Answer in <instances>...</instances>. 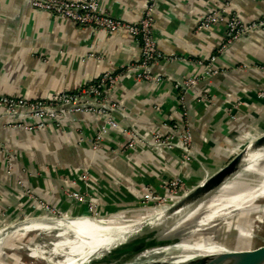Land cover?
<instances>
[{"label": "crops", "instance_id": "0c3cea01", "mask_svg": "<svg viewBox=\"0 0 264 264\" xmlns=\"http://www.w3.org/2000/svg\"><path fill=\"white\" fill-rule=\"evenodd\" d=\"M97 2L103 12L130 23L141 19L146 5V0ZM32 3L0 0V97L49 99L139 62L140 42L126 33L78 26ZM214 11L251 23L264 18V0H159L154 36L171 61L152 69L163 78L160 83L137 81L132 72L123 77L112 93L119 111H110L120 128L102 136L98 151L87 139L104 125L102 117L67 110L58 122L26 131L8 128L9 118L0 110V147H7L0 150V216L40 215L41 201L63 216L87 215L86 204L65 194L85 192L79 180L85 172L100 215L135 213L146 190L161 191L175 177L193 189L262 135L264 29L225 45V21L202 26ZM190 76L198 79L196 87H176ZM173 124L191 132L194 160L184 163L180 149L155 143L154 136ZM129 128L142 143L127 150L123 130Z\"/></svg>", "mask_w": 264, "mask_h": 264}, {"label": "built area", "instance_id": "2783aa9c", "mask_svg": "<svg viewBox=\"0 0 264 264\" xmlns=\"http://www.w3.org/2000/svg\"><path fill=\"white\" fill-rule=\"evenodd\" d=\"M159 0H146L143 15L137 22L130 23L114 18L103 12L97 0H33L32 6L37 11L56 15L64 20H69L75 25L101 29L110 33H126L138 40L141 45V57L137 64L124 65L120 72H105L98 79L88 83L73 92H61L49 99L28 100L19 97L1 96L0 110L9 118L8 128L20 127L26 131H37L44 129L48 123L58 122L67 110L78 113L89 112L97 117L104 118V125L93 139H87L92 143L94 151L102 148V136L110 130H118L120 127L111 116L110 111H119L118 104L112 102L113 90L119 85L127 73H134L136 80L140 82L160 83L163 78L152 74V69L171 58L160 51L154 36V14L156 4ZM227 24L226 43L229 45L242 36L253 31L264 29V18L251 23H244L238 17L225 19L218 11L207 15L202 26L209 27L219 22ZM206 74L212 73V69L205 68ZM198 85L196 77H184L177 85L192 89ZM167 128V133H159L154 136L156 144H168L181 150L183 162L195 159L193 152V136L189 129H182L177 124ZM123 133L127 139L125 149H135L142 143L140 135L134 128L124 129ZM0 150L7 151V147H0ZM12 167L10 161V168ZM86 187L85 192H73L66 190L65 194L69 199L86 204L90 213L95 214L97 209L95 194L89 191L91 178L88 172L79 177ZM76 184V181H73ZM24 186L23 183H21ZM164 195L157 191L146 190L143 200L145 204L165 202H177L191 189L187 183L175 177L162 187ZM26 193L32 199L34 195L30 190ZM40 207L51 216L60 217V213L48 203L41 201ZM96 219V218H94Z\"/></svg>", "mask_w": 264, "mask_h": 264}, {"label": "rangeland", "instance_id": "374dc122", "mask_svg": "<svg viewBox=\"0 0 264 264\" xmlns=\"http://www.w3.org/2000/svg\"><path fill=\"white\" fill-rule=\"evenodd\" d=\"M246 146L247 145L242 149ZM9 156V158H11L10 152ZM9 169H11L10 163ZM231 184H233L231 190L225 191V188L216 197L203 204L200 208L187 214L180 223L181 225H179L178 228L180 231H184V237H186L188 241L196 240V238L199 240L203 238V240H208L205 242H198L195 246L182 253L194 256L208 255L210 248L216 246L211 245V241H216L218 242L217 244H224L226 246L234 244L244 245L248 243H250V245H258L264 241V195L255 197L258 190L264 189V171H260L258 166L255 171L249 173L246 172L241 177L235 178ZM224 191L225 193L227 192V196L221 195ZM157 192L162 195L165 194L163 188L161 191ZM174 203L168 201L163 204H145L142 199L139 203V211L114 216H119L120 219L131 225H142L143 223L156 218L159 214L165 213V210L169 209ZM56 211L59 212L58 210ZM96 211L95 214H92L88 210V214L81 217L87 216L104 220L113 217L100 215L98 208ZM40 217H65L64 219L80 218H70L63 215H60V217L51 216L46 211H43L40 215L25 216L17 220L6 217V215L2 213L0 216V264H58L64 260L65 257L55 255L53 252L55 244L62 240L58 236V231L50 229L28 230L30 225L44 224L60 220L52 219L37 221L14 229L9 233L4 232V230L17 223ZM208 222H212V226L209 230L205 232L198 230L201 223ZM238 227H241V231L237 233L236 228ZM160 250L161 249L159 248L153 249L144 254L138 255L135 258L137 260H143L146 256L156 255ZM224 251H226V248L221 249L219 253Z\"/></svg>", "mask_w": 264, "mask_h": 264}, {"label": "water", "instance_id": "95a60500", "mask_svg": "<svg viewBox=\"0 0 264 264\" xmlns=\"http://www.w3.org/2000/svg\"><path fill=\"white\" fill-rule=\"evenodd\" d=\"M261 150H264V133L250 141L244 149L237 153L218 172L208 176L200 185L191 189L169 209L165 210L164 214L167 213L170 219L163 227L150 228L147 226L143 234L138 237V240H140L139 245L132 251H129V256L116 259H110L105 256L102 259L91 260L89 264H264V241L258 245H250V243L227 245L224 252L211 255H197L185 261H181L182 258L190 254L182 252L149 259L145 258L143 260L135 258L153 249L167 250L179 245L184 234L182 235L179 232L167 236V233L177 229L176 227L183 221L189 211L213 199L230 185L235 178L243 175L248 166V156L256 154ZM64 218H32L17 223L4 230V232L9 233L14 229L37 221L61 220ZM162 223L164 224V222ZM150 243H153V245H149Z\"/></svg>", "mask_w": 264, "mask_h": 264}, {"label": "bare ground", "instance_id": "6f19581e", "mask_svg": "<svg viewBox=\"0 0 264 264\" xmlns=\"http://www.w3.org/2000/svg\"><path fill=\"white\" fill-rule=\"evenodd\" d=\"M247 161L248 166L244 173L255 171L258 166L260 171H264V150H261L256 154L249 155ZM241 176L242 175H240L239 177ZM232 187L233 184L230 183V185L226 187L225 191L231 190ZM225 191L222 192L221 195L227 196V192L225 193ZM262 195H264V189L258 190V193L255 197H259ZM198 208H195L193 210H196ZM191 211H189L188 214ZM169 219L170 218H168V214L163 213L159 214V216L152 219L151 221L143 223L142 225H131L120 219L119 216L110 217L108 220L94 219L86 216L76 219H64L44 224H34L30 225L28 227V230L50 229L58 231V236L62 240L55 244L53 252L55 255L65 257L64 260L58 264H89L91 260L102 259L105 256L110 259L125 258L129 256V251H132L139 245L140 240H138V237L143 234L147 226L150 228H156L158 226L163 227L169 221ZM162 222H164V224ZM179 225L174 231L171 230L170 232H168L167 236H171L179 232L183 235L184 231L179 230ZM211 226L212 222L201 223L198 230H200L201 232H205L209 230ZM236 230L237 233L240 232L241 227L236 228ZM203 239L199 240L196 238V240L194 239L188 241L186 237L183 236L179 245L171 249L160 250L156 253V255H149L146 256V258L149 259L156 256H165L172 253L184 252L189 250V248L195 246V244H197L198 242L208 241ZM217 243L218 242L216 241H211V245L216 246L210 248V251H208V255L219 253L221 249L226 248V245ZM149 245H153V243H150ZM192 256L194 255L190 254L189 256H185L181 261H185Z\"/></svg>", "mask_w": 264, "mask_h": 264}]
</instances>
